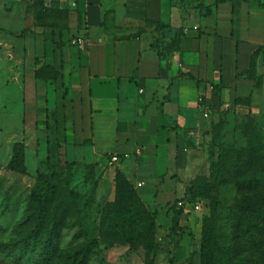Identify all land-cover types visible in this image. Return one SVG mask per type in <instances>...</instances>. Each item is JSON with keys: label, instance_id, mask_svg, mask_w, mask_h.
<instances>
[{"label": "crops", "instance_id": "crops-1", "mask_svg": "<svg viewBox=\"0 0 264 264\" xmlns=\"http://www.w3.org/2000/svg\"><path fill=\"white\" fill-rule=\"evenodd\" d=\"M69 2L75 5L76 26L62 37L38 39L43 58L48 44L57 43L61 77L69 84L65 115L75 128L79 159L93 165L99 197L107 183L111 200L115 197L120 171L146 205L154 202L159 178L168 179L177 156L175 128L187 130L191 111L199 126L206 109L229 108L260 122L264 118V10L259 1L220 4L209 17L195 11L199 20L192 27L186 22L194 14L185 18L172 0ZM159 23L184 29V37L163 60L151 49ZM70 32L77 38L73 47L67 43ZM11 53L16 55V49ZM232 54L237 55L235 66ZM252 57L259 88L244 75ZM221 80L233 90L215 91ZM38 84L44 87L42 81ZM108 154L120 164L108 169Z\"/></svg>", "mask_w": 264, "mask_h": 264}, {"label": "rangeland", "instance_id": "rangeland-1", "mask_svg": "<svg viewBox=\"0 0 264 264\" xmlns=\"http://www.w3.org/2000/svg\"><path fill=\"white\" fill-rule=\"evenodd\" d=\"M259 3L262 2L259 0ZM74 6L69 0L51 3L0 0V264H31L29 259L35 258L36 252H26L20 246L18 225L29 214L28 198L38 176L49 178L53 173L57 177L54 185L73 193L72 199L66 196L58 213L60 218L71 199L64 225L54 233L59 249L73 252L94 242L95 248L87 264H201L202 225L214 208L220 212L216 232L223 242H229L226 217L240 196L234 186L215 181L211 168L219 155L215 143L237 142L239 131L234 134L232 130L242 125L243 118L229 108L203 109L199 126L195 121L196 113L191 111L187 130L175 128L178 131L177 156L172 172L167 180L164 176L159 178L155 201L147 205L156 222L155 247L106 246L100 238L102 213L115 197L111 200L108 183L102 186L101 196L97 195L98 182L92 179L93 165L79 159L75 128L65 115L69 84L61 77L63 66L54 48L57 43L48 44L43 58L38 39V36L47 38L51 34L62 37L63 31L76 26ZM191 13L195 10L185 14V18L191 17ZM194 15L192 22H186L187 27L199 20L198 13ZM174 22L175 26L179 25ZM76 39L75 33L70 32L69 46L73 47ZM11 48L16 49L13 57ZM235 56L237 58L236 54L231 55L232 66L236 64ZM254 65L252 57L244 75L259 88L260 78L254 75ZM39 81L44 83L43 89L38 86ZM224 85L221 80L215 91L233 90L232 85ZM238 87L243 89L242 85ZM251 116L264 138V118L260 122L257 116ZM18 145L25 147L24 171L20 173L8 169ZM84 147H89V143L85 142ZM113 156H106L108 169L120 164L111 160ZM130 183L135 189L132 180ZM186 200L198 201L201 210L184 214L178 203ZM57 202L55 200L52 207Z\"/></svg>", "mask_w": 264, "mask_h": 264}, {"label": "trees", "instance_id": "trees-1", "mask_svg": "<svg viewBox=\"0 0 264 264\" xmlns=\"http://www.w3.org/2000/svg\"><path fill=\"white\" fill-rule=\"evenodd\" d=\"M207 1L172 0L181 13L195 10L201 17H209L213 8L235 0ZM241 1L248 3L252 0ZM259 6L264 10V1ZM166 33H172L171 37H167ZM183 37V28L175 29L169 24L159 23L152 38L151 49L163 60ZM241 102L235 100L236 104ZM241 116L242 125L232 130L234 134L239 131V140L233 144L215 143L219 155L211 168V176L215 181L220 185L234 186L240 196L226 217L227 228L230 230L229 242H223L216 232L220 212L214 208L202 225L201 264H264V138L256 129L258 123L251 115ZM24 149V145L16 146L8 165L10 171H24ZM56 178L54 173L49 178L38 176L28 198L29 214L18 225L20 246L26 252H36L35 258L29 259L31 264H87L88 256L95 248L94 242L73 252L61 250L56 245L57 237L54 233L64 225L73 196L72 192L54 185ZM67 195L71 197V204L58 218ZM55 200L58 201L57 205L52 207ZM101 226L100 238L106 246L129 244L133 248L155 247V217L120 171L116 173L114 201L104 207Z\"/></svg>", "mask_w": 264, "mask_h": 264}, {"label": "built area", "instance_id": "built-area-1", "mask_svg": "<svg viewBox=\"0 0 264 264\" xmlns=\"http://www.w3.org/2000/svg\"><path fill=\"white\" fill-rule=\"evenodd\" d=\"M54 0H44V2L46 3H51ZM81 40L79 39L78 42H80ZM74 44L76 42H73ZM119 158L117 156H113L112 157V161L116 162ZM178 207L179 209H182V211L184 213H191V212H198L201 210L202 205L200 203H198V201L196 203H193L191 200H186V201H180L178 203Z\"/></svg>", "mask_w": 264, "mask_h": 264}]
</instances>
